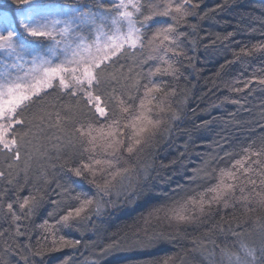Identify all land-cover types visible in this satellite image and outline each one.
Masks as SVG:
<instances>
[{"label":"trees","instance_id":"16d2710c","mask_svg":"<svg viewBox=\"0 0 264 264\" xmlns=\"http://www.w3.org/2000/svg\"><path fill=\"white\" fill-rule=\"evenodd\" d=\"M195 3L199 6L191 8L179 29L185 33L182 47L187 55L172 57L173 62L178 61V76L151 77L169 90L176 89L168 99L179 119L171 122L146 152L132 157L124 153L113 159V171L127 169V172L116 178L113 194L103 198L85 179L76 178L58 166L52 167L46 156L51 145L37 137L30 148L33 157L30 178L35 183L39 180L37 173H50V183L44 185L47 195L30 219L15 222L4 214L6 208L0 211V231L9 234L7 243L0 239V264H164L166 258H172L169 264H225L221 249H238L241 240L255 246L259 262V249L264 247L261 220L264 212L253 213L241 230L231 218V208L213 211L180 228L174 222L169 223L163 212L157 215L155 211L181 198L194 170H200L202 179L198 183L211 186L221 168L231 169L236 160H245L248 156L245 149L255 151L264 146V85L253 82L264 78V50L260 47L264 46V0H195ZM24 6L0 0V12L10 18ZM149 23L154 30L171 24L172 20L155 17ZM35 42L46 44L37 39ZM154 55L145 47L135 56L122 55L109 63L107 78L118 93H124L126 100L130 94H137L134 82H147L149 69L154 71L158 66L159 62L151 58ZM114 77L120 78L119 83ZM237 88L244 90L237 92ZM139 94L143 95L142 88ZM42 96L43 100L30 105L26 112L37 124L41 117L47 120L49 114L54 120L55 113L71 102L58 88L48 89ZM129 103L139 108L138 99ZM45 145V151L41 152ZM6 167L4 157L0 156V169ZM20 176L24 183L23 172ZM58 183L69 186L82 198H96L99 205L92 206L87 219L78 227H61L56 233L57 240L63 236L80 243L52 252L48 246L52 244L54 221L48 214L55 207L50 201L60 199L62 190ZM5 187L0 183V192ZM191 187L197 189V184ZM29 190L34 191L32 185H27L20 197ZM10 199L15 201L16 197ZM15 207L19 212L18 204ZM45 220L51 222L47 233L42 227ZM231 229L242 231L243 235L235 236ZM37 250L42 255H33Z\"/></svg>","mask_w":264,"mask_h":264},{"label":"snow or ice","instance_id":"6c2138e0","mask_svg":"<svg viewBox=\"0 0 264 264\" xmlns=\"http://www.w3.org/2000/svg\"><path fill=\"white\" fill-rule=\"evenodd\" d=\"M12 2L19 6L28 4L31 0ZM98 4L99 19L96 12L88 14L85 11L75 22L76 30L87 25L95 31V40L88 43L80 35V42L75 48L63 39L73 31L71 25L60 26V21H54V27L48 30L27 29L25 25H21L26 28L29 37L52 39L58 45L64 43L65 58L55 66L48 61H40L43 76L36 79L35 83L26 84L19 79L0 82V156L4 157V164L7 166L6 169H0V183L6 186L0 192V211L6 208L4 214L12 221L19 222L34 217L47 195L44 185L50 183L51 174L46 171L37 173L39 180L35 183L30 178L33 158L30 148L34 146L37 137L51 145V151L46 156L50 158L52 167L58 166L76 178L85 179L97 190L98 197L103 198L113 194L116 178L127 172V169L113 171V159L124 153L132 157L146 152L153 146L157 136L168 130L171 122L179 119L168 99L176 93V89L169 90L163 84L154 82L151 77L178 76V61L173 62L172 57L187 55L182 47L185 33L179 29L185 23L191 8L199 5L195 0H110L109 4L98 0ZM155 17L170 18L172 23L153 30L149 22ZM105 20L110 21V33L104 32ZM13 36L11 31L0 34V53L11 52L17 57L18 65L24 59L23 54L16 52L13 47ZM145 47L155 53L151 58L159 64L154 71L149 69L147 82H134L137 94H130L126 100L124 93H118L112 81L107 78L108 65L114 62V58L118 60L122 55L135 56L138 50ZM260 47L264 50V46ZM85 52H88L87 56L84 55ZM32 65L35 69L36 61ZM113 79L119 83L120 78ZM253 82L264 85V78H257ZM244 87L247 88L248 85L245 84ZM57 88L60 93L69 96L71 102L55 113L54 120L49 114L47 120L41 117V122L37 124L35 118L26 115L30 110L29 106L43 100L42 93L46 94L48 89ZM141 88L142 96L139 94ZM243 90L235 89L237 92ZM137 99L138 109L129 103ZM46 147L47 145L42 147L41 152ZM245 151L248 153L245 160H236L231 169L221 168L216 183L211 186L198 183L202 179L200 170H194V175L189 178L191 183L187 191L182 190L181 198L174 200L171 205L156 209V214L163 212L169 223L174 222L180 228L202 220L213 211L231 208V218L236 221L237 228L242 230L253 213L264 212V146L255 151ZM21 172L24 174V183H21ZM191 184H197V189H193ZM27 185H32L34 191L29 190L27 195L20 197V192ZM57 187L62 190L60 199L50 201L55 207L48 214L54 221L50 233L52 244L48 246L52 252L78 245L79 241L63 236L57 240L58 229L78 227L87 219L92 206L99 205L96 198H82L67 185L58 183ZM12 196L16 197L15 201L10 199ZM16 204L19 212L16 211ZM237 212L239 215H236ZM261 220L264 222V218ZM50 223L45 220L42 225L46 233ZM231 231L235 236L243 235L242 231ZM16 234H21L19 224ZM8 237L7 231H0V239H4L5 243ZM33 255L42 253L37 250ZM221 256L225 264H264V247L259 249V262L255 246L245 240L240 241L238 249L222 248ZM24 259L27 261V256ZM171 259L166 258L164 264H169Z\"/></svg>","mask_w":264,"mask_h":264},{"label":"rangeland","instance_id":"374dc122","mask_svg":"<svg viewBox=\"0 0 264 264\" xmlns=\"http://www.w3.org/2000/svg\"><path fill=\"white\" fill-rule=\"evenodd\" d=\"M102 2L109 4L110 0H102ZM85 11L88 14L96 12L99 19L98 0H31L14 18L0 12V34H7L9 31L14 33L13 47L16 52L23 54L24 59L17 65V57L11 52L0 53V82L5 79H19L22 83H35L36 79L43 76L40 61H48L52 66H55L65 58L64 43L58 45L52 39H37L38 42L45 41V45L34 43L36 38L29 37L26 28L48 30L54 27V21H60V26L71 25L73 28V31L63 38L73 48L80 42L78 39L80 35L84 36L88 43H92L97 35L95 31L87 25L82 26L79 30L75 29V22L82 17ZM105 15H110V13H105ZM103 23L105 24L104 32L110 33V21L105 20ZM21 25H25L26 28H22ZM103 42L102 39L101 43ZM92 54H95L94 48ZM84 55L87 56L88 52H85ZM33 61H36L35 69H33ZM55 83L58 84V81Z\"/></svg>","mask_w":264,"mask_h":264}]
</instances>
